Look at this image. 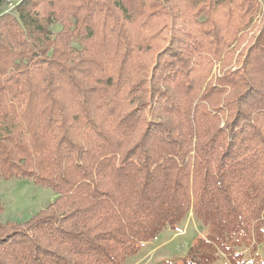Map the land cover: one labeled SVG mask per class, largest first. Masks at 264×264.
<instances>
[{
  "label": "trees",
  "instance_id": "1",
  "mask_svg": "<svg viewBox=\"0 0 264 264\" xmlns=\"http://www.w3.org/2000/svg\"><path fill=\"white\" fill-rule=\"evenodd\" d=\"M14 12L0 14V180L56 197L0 223V264H125L189 212L204 233L158 264H242L238 248L264 244L262 0Z\"/></svg>",
  "mask_w": 264,
  "mask_h": 264
},
{
  "label": "rangeland",
  "instance_id": "2",
  "mask_svg": "<svg viewBox=\"0 0 264 264\" xmlns=\"http://www.w3.org/2000/svg\"><path fill=\"white\" fill-rule=\"evenodd\" d=\"M19 0H1L0 14L14 12V6ZM59 25H53L57 31ZM56 197L50 188L37 185L31 179L12 177L0 180V202L3 211L0 213V223L6 221L23 222L41 209H44ZM204 233V227L189 212L177 225L176 230L165 227L152 240L144 243L139 252L128 257L125 264H158L164 259L184 256L191 242ZM243 254L242 264H264V244H260L254 251L248 248H238ZM223 256L214 264H220Z\"/></svg>",
  "mask_w": 264,
  "mask_h": 264
},
{
  "label": "crops",
  "instance_id": "3",
  "mask_svg": "<svg viewBox=\"0 0 264 264\" xmlns=\"http://www.w3.org/2000/svg\"><path fill=\"white\" fill-rule=\"evenodd\" d=\"M262 8H263V11H264V0H262Z\"/></svg>",
  "mask_w": 264,
  "mask_h": 264
}]
</instances>
